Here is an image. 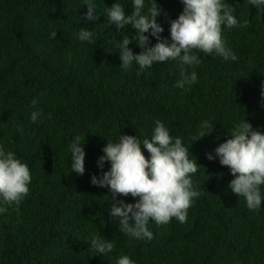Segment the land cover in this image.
I'll return each mask as SVG.
<instances>
[{"label":"trees","instance_id":"1","mask_svg":"<svg viewBox=\"0 0 264 264\" xmlns=\"http://www.w3.org/2000/svg\"><path fill=\"white\" fill-rule=\"evenodd\" d=\"M92 2L96 20L87 19L85 0H0V146L26 163L32 176L18 211L12 205L0 213V264H117L122 255L134 264H264V201L259 210H249L245 198L229 188L234 177L215 154L237 123L246 120L264 133V11L248 0H224L240 24L250 22L222 25L226 47L237 59L194 49L201 63L183 67L197 81L181 89L175 86L181 79L176 61L143 70L135 62L127 71L120 66L116 43L137 30L108 24L107 9L119 3L130 15L133 0ZM155 2L161 37L170 40V21L184 5ZM151 3L145 0V13ZM81 28L92 31L96 43L80 41ZM145 35L149 47L157 43L150 32ZM129 48L144 51L136 40ZM34 111H42L36 122ZM157 120L182 139L199 165L191 179L200 195L185 223L150 221L153 238L137 240L119 230L110 209L115 200L134 204L139 198L113 200L110 189L93 185L91 178L111 167L97 163L108 141L120 135L151 139ZM205 120L214 123V131L195 141ZM76 136L85 151L83 175L71 169ZM260 191L264 198V185ZM97 233L114 243L112 252L91 248Z\"/></svg>","mask_w":264,"mask_h":264},{"label":"clouds","instance_id":"2","mask_svg":"<svg viewBox=\"0 0 264 264\" xmlns=\"http://www.w3.org/2000/svg\"><path fill=\"white\" fill-rule=\"evenodd\" d=\"M184 5L178 18L170 21V40L161 37L163 27L157 23L161 9L155 0L145 9V0H133L130 15H126L124 7L115 3L107 9L108 24H115L119 30L131 25L136 29V35L130 38L124 35L116 43L119 49L121 67L127 71L135 62L141 70L152 67L155 63L169 60L176 61L180 66L181 79L176 87L183 89L185 85L194 84L197 74L193 71L188 75L184 65H198L201 60L193 53L194 49L211 55L215 53L225 60L235 61L237 56L226 47L222 35V25L229 29L246 27L249 21L240 24L233 15L235 9L224 3V0H181ZM260 11H264V0H248ZM88 20H96L95 6L92 0H85ZM150 32L157 43L149 47ZM55 38L56 32L51 33ZM80 41L96 43L93 32L81 28ZM136 40L144 49L140 54H134L129 48ZM264 89V85H262ZM264 96V90L261 93ZM36 100L32 101L35 105ZM42 116V111H34L31 121L36 122ZM49 119L51 114H49ZM23 133L22 128L17 129ZM214 131V123L203 121L200 125L198 138L210 135ZM232 138L219 144L215 149L216 157L222 166L230 169L234 177L229 188L239 197H244L249 210H259L264 201L260 187L264 185V133L254 130L246 120L234 125L230 131ZM147 150L150 158L144 155L141 148ZM81 138L76 136L70 145L72 172L83 175L85 171V151ZM104 155L98 159V167L103 169L105 162L111 167L98 178L93 175L91 183L99 187H108L112 199L117 195L139 198L136 203H125L115 200L110 209V215L119 218V230L126 236L137 240H151L153 233L148 229L150 221L158 226L168 224L172 218L180 223L187 220V212L194 198L200 192L193 188L191 175L198 171L195 159H190L189 148L185 147L180 137H173L169 128L157 120L151 139H141L136 136L120 135L117 142H109L103 148ZM207 158L215 157L208 154ZM32 176L29 166L18 159L14 152L5 151L0 146V213L6 212L8 206L15 205L18 211L22 200L29 193ZM91 248L99 254L110 253L114 243L102 238L98 233L91 238ZM117 264H134L127 255H122Z\"/></svg>","mask_w":264,"mask_h":264}]
</instances>
